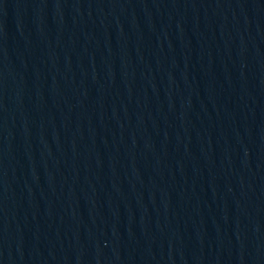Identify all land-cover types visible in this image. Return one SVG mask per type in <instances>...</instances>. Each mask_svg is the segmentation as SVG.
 <instances>
[{
    "label": "water",
    "instance_id": "water-1",
    "mask_svg": "<svg viewBox=\"0 0 264 264\" xmlns=\"http://www.w3.org/2000/svg\"><path fill=\"white\" fill-rule=\"evenodd\" d=\"M0 264H264V0H0Z\"/></svg>",
    "mask_w": 264,
    "mask_h": 264
}]
</instances>
